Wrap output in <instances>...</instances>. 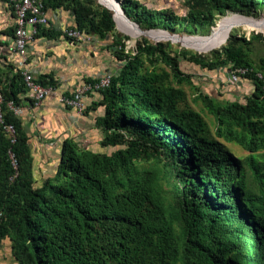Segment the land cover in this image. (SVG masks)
Masks as SVG:
<instances>
[{
	"label": "trees",
	"instance_id": "obj_1",
	"mask_svg": "<svg viewBox=\"0 0 264 264\" xmlns=\"http://www.w3.org/2000/svg\"><path fill=\"white\" fill-rule=\"evenodd\" d=\"M42 3L47 11H68L82 32L104 37L114 30L113 11L94 6V0ZM185 3L187 11L181 16L142 0H121L125 14L140 26L170 32L178 25L185 27L186 21L209 19L213 8L219 13L264 8V0ZM13 32L11 28L7 33ZM62 34L38 25L34 39ZM229 37L218 46L223 58L213 62L201 56L203 51L182 52L189 62L209 69L228 59L233 61L231 69H249L244 76L253 81V89L244 100L198 92L197 99L215 121L213 132L200 111L179 108L185 92L167 82L170 78L192 84V74L179 67L177 52L146 39L135 51H126L115 40L119 46L114 55L123 63L93 102L104 109L94 126L103 133L101 146H126L107 154L66 138L55 174L39 184L33 178L29 137L8 106L9 101L22 106L28 100L27 88L20 70L0 52L4 77L0 79V245L2 239L10 240L17 264H264V167L258 159L264 151V74L230 44L234 40ZM36 78L45 86H58L52 72ZM7 123L15 128L13 143L3 131ZM224 142L236 143L248 154L237 159ZM161 155L166 158L163 167L139 163ZM246 168L260 193L249 190ZM163 181L171 185L174 204L167 201Z\"/></svg>",
	"mask_w": 264,
	"mask_h": 264
},
{
	"label": "rangeland",
	"instance_id": "obj_2",
	"mask_svg": "<svg viewBox=\"0 0 264 264\" xmlns=\"http://www.w3.org/2000/svg\"><path fill=\"white\" fill-rule=\"evenodd\" d=\"M98 1L99 0H94V6H104ZM142 2L153 8L174 9L181 16L184 15L187 11L185 0H142ZM211 11L212 13L209 19H203L201 23L199 21L195 23L186 21L185 27L178 25L177 27L179 28L173 31V33L191 37L207 36L211 33V29H213L212 32H214L219 21L225 19V17L231 13H238L246 17L255 19L264 18V8L262 7L251 6L248 8H239L235 10L227 9L223 13H219L215 8H213ZM70 23L73 24L74 19H72L71 17L66 18V23L64 25ZM187 25L192 26V29H185L187 28ZM140 27L142 29H149L142 26ZM151 29L156 30L163 28ZM83 32L93 36V40L89 44L75 43L73 48L67 49L63 47L61 49H56L52 46H59L58 39L53 43L47 38H39L37 41H34L33 45L29 49L30 54L28 60L34 59L33 57L35 56L34 60L36 61V67H34L36 69V74L41 72H52L58 84V92H69L81 82H89L93 78H97L105 72H110L112 74L116 73L123 61L117 59L114 55V48H117L119 46V44H116L114 42L115 40H120V42L125 45L126 51H135L136 47L139 44H143L145 39L148 40V42L151 44L162 42L164 48L171 49L179 54V67L183 72L192 74V84L186 82L175 83L173 82V80L171 81L170 78L167 79V82L172 83L176 87H180L185 92V99L179 102V108H193L200 111V113L207 121L212 132L214 130L215 121L213 117L208 114L207 111L203 108L201 101L197 99L198 92L200 90H205L206 92H210L212 90L211 92L213 96H217L218 98H226L227 100L238 98L240 100H244V97L248 95L253 89V81L249 77L237 76L231 73L233 61H231L230 59H228L225 64H218L213 69L202 67L200 65H194L193 63L182 57V52L185 50L187 51V53H199V50L188 48L182 45L180 42H172L169 39L153 40L151 38L145 37V35L135 36L125 32L117 21L115 23L114 30L112 32H109L104 37L88 33L84 30ZM130 35L136 38H133ZM230 37L234 40H231L230 44L235 46L236 50L242 51L241 53L245 55L247 61L253 66L256 71L264 74V28H248L245 24H236L235 27L231 30ZM167 42L170 43V48L168 47ZM212 48H214L215 50L217 49L218 52H213ZM212 48V50H203L204 53H201V56H203L204 59L209 62L216 61L217 59H222L224 55L221 48H215L214 46ZM38 58L40 59L38 60ZM145 66H149L147 61H145ZM157 66L164 67V65L161 63H158ZM164 68L168 69L167 67ZM3 78L4 77L0 75V79L2 81ZM90 94L91 96H97L96 99L89 98ZM88 98L91 101L99 100L101 98V94L88 93L85 99L86 107L83 111V114H81L87 119L89 118L88 116H90V113L95 114L96 112H98L101 106L103 107V105L94 106L93 104H91V101H89V103H86V100H88ZM78 120L79 119L77 117L75 121ZM29 129V126L25 127V130L28 131ZM102 136L103 133L101 131H98L91 137H86L90 141V143H88L93 144V147L96 151L110 154L112 151L118 148H124L126 146L125 144H122L103 147L100 144ZM129 137H131V135L126 134V138ZM224 144L237 159L244 158L248 154L246 150H244L236 143L224 142ZM258 159L264 167V151L259 153ZM165 162L166 158L164 157V155H161L158 158L156 156H150L149 158L139 160V163L146 167L156 165L163 167ZM246 172L249 190L256 194L260 193L259 185L254 180L252 173L247 168ZM50 174H52L53 176L55 173L50 172ZM162 179L164 180L163 176ZM163 183L164 188L168 190L167 201L171 204H174V202L170 200L171 185L165 184V181H163ZM0 264H17L16 259L11 253L10 240L8 238H4L1 240Z\"/></svg>",
	"mask_w": 264,
	"mask_h": 264
},
{
	"label": "crops",
	"instance_id": "obj_3",
	"mask_svg": "<svg viewBox=\"0 0 264 264\" xmlns=\"http://www.w3.org/2000/svg\"><path fill=\"white\" fill-rule=\"evenodd\" d=\"M47 13L50 18V28H54L55 30H60L62 26H65L66 18L71 17L73 19V16L62 8L48 10ZM14 17L11 6L5 0H0V52L5 56L8 63L14 64L17 67L15 63L16 56L11 50L12 35L7 33L13 28ZM38 39L39 38L31 41L30 47L33 45L34 41ZM57 39L59 40V46H52L56 49H61L63 47L67 49L73 48L74 44L77 43L75 41H69L63 35L48 40L54 43ZM33 58L35 59V56ZM34 59H29V62L32 66L36 67V61ZM39 59L40 58H38V60ZM89 96V98L92 99H96L97 97L91 96V94ZM89 98L86 100V103L91 101ZM96 101L98 100L91 101V104ZM21 108L20 119L22 124L24 127H30L26 132L29 137L28 142L32 155L33 178L36 184L41 183L46 177H51L52 174H50V172L55 173L64 139L75 138L83 144L90 143L86 137H91L100 131L94 126V123L96 117L98 115H103L104 112L101 106L98 112L95 114L90 113L87 119L85 116L78 114L74 109L66 108L59 104L55 93L47 96L37 107H31L29 101L24 100ZM77 117L79 120L75 121ZM90 145L93 146V144Z\"/></svg>",
	"mask_w": 264,
	"mask_h": 264
},
{
	"label": "built area",
	"instance_id": "obj_4",
	"mask_svg": "<svg viewBox=\"0 0 264 264\" xmlns=\"http://www.w3.org/2000/svg\"><path fill=\"white\" fill-rule=\"evenodd\" d=\"M14 12V32L11 37V50L16 56L15 63L20 70L25 82L27 92L25 97L28 98L31 107H37L49 95L57 96L59 104L66 108L74 109L78 114H83L86 104L85 99L88 93H99V91L110 84L112 73L105 72L97 78H93L89 82H81L69 92H58V86H45L37 81L36 69L28 60L30 43L34 40L38 25L50 27V18L47 10L44 9L42 0H5ZM61 9V8H57ZM63 36H67L80 44H89L93 40V36L86 34L73 24H67L60 29ZM233 75L244 76L249 69L247 67H236L231 70ZM260 77L261 75L258 74ZM2 94L0 92V123H3V112L1 108ZM9 108L14 114L20 117L22 111L21 106L8 102ZM3 131L9 138L11 143L15 141V128L13 124L7 123L3 125ZM12 165L16 168V160L11 150H8Z\"/></svg>",
	"mask_w": 264,
	"mask_h": 264
},
{
	"label": "bare ground",
	"instance_id": "obj_5",
	"mask_svg": "<svg viewBox=\"0 0 264 264\" xmlns=\"http://www.w3.org/2000/svg\"><path fill=\"white\" fill-rule=\"evenodd\" d=\"M100 3L108 7L114 12L116 21L119 23L121 28L132 35H145L153 40H166L169 39L172 42H180L182 45L192 48L194 50H208L213 46L218 47L219 41H224L230 35V31L235 27L236 24H245L248 28L261 27L264 28V18H249L242 14L231 13L228 14L225 19L217 23V27L214 32L210 35L204 37H191V36H171L163 30H145L141 31L132 25L129 20H127L121 11L109 0H99ZM230 13V12H229Z\"/></svg>",
	"mask_w": 264,
	"mask_h": 264
},
{
	"label": "water",
	"instance_id": "obj_6",
	"mask_svg": "<svg viewBox=\"0 0 264 264\" xmlns=\"http://www.w3.org/2000/svg\"><path fill=\"white\" fill-rule=\"evenodd\" d=\"M109 1H111L120 11H121V13L123 14V16L127 19V20H129V22L132 24V25H134L137 29H139V30H141V31H145V30H154V29H142L141 27H140V25L137 23V22H135V21H133V20H131L126 14H125V12H124V9L122 8V6H121V1L120 0H109ZM113 19H114V21H115V18H114V15H113ZM158 30H163V31H165L166 33H168L169 35H171V36H178L179 34H177V33H173V32H170V31H168V30H165V29H158ZM212 31H213V29H211V33H212ZM210 33V34H211ZM210 34H208V35H210ZM181 36H184V35H181ZM227 40V39H226ZM226 40H224L223 42L222 41H219V44H221V43H225L226 42Z\"/></svg>",
	"mask_w": 264,
	"mask_h": 264
}]
</instances>
